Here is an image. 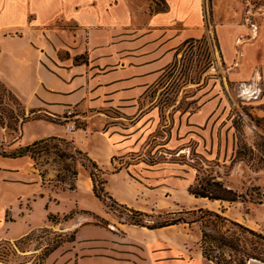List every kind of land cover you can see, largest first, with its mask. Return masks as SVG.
<instances>
[{"label":"crops","instance_id":"0c3cea01","mask_svg":"<svg viewBox=\"0 0 264 264\" xmlns=\"http://www.w3.org/2000/svg\"><path fill=\"white\" fill-rule=\"evenodd\" d=\"M52 1L0 0V81L18 97L27 114L42 115V125L52 123L57 127L46 135L34 136L31 128L40 121L24 123L17 144L26 134L29 137L19 147L44 137L74 140L103 169L112 165L114 157L139 151L135 132L140 129L141 118H151L154 111L152 87L174 63L183 44L208 35L207 20L215 30L229 78L246 83L247 91L259 92L257 113L264 119V13L251 10L242 17V8L238 7L233 22H223L214 8L215 0L211 6L209 3V14L205 12V0H165L169 8L161 13H152L148 0H87L74 6L79 18L52 11ZM59 21L67 27H58ZM230 32L231 39L227 37ZM68 110L74 112L76 123H85L83 128L76 126L73 132L66 129ZM48 176L30 157L0 155V223L13 222L15 207L34 206L31 199L44 197L47 190L59 194L54 193L52 181H46ZM89 178L88 173L87 189L83 188L87 194L93 193ZM55 225L47 218L45 224L35 228ZM122 226L147 233L148 240L126 238L124 242L134 245L122 244L115 250L101 240L99 247L92 249V241L80 240V231L74 241L68 242L69 247L80 264H215L204 258L200 240L193 243L197 249L193 251L188 238L174 244L163 237L169 230L192 229L188 225L158 230ZM30 233L0 235V241L15 242ZM67 247L62 245L55 251L63 252Z\"/></svg>","mask_w":264,"mask_h":264},{"label":"rangeland","instance_id":"374dc122","mask_svg":"<svg viewBox=\"0 0 264 264\" xmlns=\"http://www.w3.org/2000/svg\"><path fill=\"white\" fill-rule=\"evenodd\" d=\"M81 3H87V0H53L50 7L52 11L60 10L67 16L79 17L80 14L73 10L76 4ZM209 3L211 6L212 0ZM238 7L242 8V17L251 10L263 14L264 0L214 2V8L223 22H233L236 17L235 9ZM207 23L210 39L206 38L207 35L180 48L176 66L166 73L164 70L161 75L165 74L161 80L163 85L152 87L154 111L151 118H141L140 129L135 132L138 133L135 145L139 151L123 158L117 156L115 163L105 169L111 173L122 163L129 166L119 173L108 174L106 187L120 204L137 210L143 209L148 214L196 207L220 211L224 207L226 216L264 233V203H258L260 198L264 200V119L257 113V109H260V99H257L259 92L247 91L246 83L229 78L215 30L209 26L208 20ZM57 26L67 27L62 21ZM232 33L227 35L229 39ZM208 103L210 105L202 111ZM9 108L13 109L14 118L7 117L3 123L0 122V153L8 155L29 137L26 134L21 143L17 144L22 119L20 117L19 122H16L15 118L25 114L26 117L30 116L31 121L45 119L42 115L32 117L33 115L27 114L24 105L10 95L8 87L0 82V112ZM41 122L31 128L34 136L46 135L55 131L54 128L57 129L52 123L42 125ZM76 124L79 129L85 123L77 121ZM105 127H102L103 130ZM54 152L52 149L41 154L36 164L45 175L48 173L46 181H52L54 193L59 194L47 190L44 197L31 199L34 206L15 207L12 212L13 222L8 220L0 223V235L7 237H18L31 231V236L20 243L0 242V264H40V259L48 252V248L56 246L62 239L65 241L63 245L67 244L68 247L63 252L60 249L55 251L44 264H80L68 241L66 242L71 236L76 237L80 231V240L92 241V249L99 247L98 242L101 240L108 241L112 250L122 244L134 245L132 241L124 242L126 238L138 242L148 240L147 233L122 226L118 220V212L115 215L93 193L87 194L84 191L88 172L80 167V175L74 180L64 170L65 163ZM129 156L131 157L128 158ZM199 158L206 161V174H214L218 180L247 196L249 202L211 204L191 195L188 187L194 181L196 171L189 164ZM171 159H177L179 163H170ZM155 160L160 163L152 165L151 162ZM61 180L65 182H59ZM74 184L75 189L70 190V186ZM75 206L80 207L74 209ZM98 206H102V209ZM81 207H88L89 210ZM101 210L100 215L98 212ZM52 213L60 214H54L57 220L55 227L35 228L36 225L45 224ZM163 237L174 244L182 238H188L191 249L196 251L193 243L200 240V231L198 226L192 229L180 227L166 231ZM255 262L250 261L249 264L259 263Z\"/></svg>","mask_w":264,"mask_h":264},{"label":"trees","instance_id":"16d2710c","mask_svg":"<svg viewBox=\"0 0 264 264\" xmlns=\"http://www.w3.org/2000/svg\"><path fill=\"white\" fill-rule=\"evenodd\" d=\"M148 1H150L152 13L166 12L169 8L165 0ZM192 40L196 39L187 41L182 45L181 49L186 47ZM179 51L180 49L176 52L174 64L166 68L164 73L173 66H176ZM164 75L165 74H163L155 86L158 87L163 85L161 80ZM165 83L166 81L164 82V85H166ZM2 85L5 84L2 83ZM9 93L17 98L18 102L20 101L10 89ZM34 113L35 112L31 114L33 115L32 117L36 115ZM7 117L14 118L13 109H2V113L0 112V122L3 123ZM20 117L22 119V125L31 121L29 119L30 116L26 117V115L23 114L19 116V118H15L16 122H19L18 119H20ZM46 120L55 122L52 118H46ZM52 149L55 151L54 153L57 158L65 163L64 170L69 172L74 180H77L78 178L79 165L89 173L93 182V193L95 197L106 205V207L115 215L118 212V220L120 224L145 227L150 230H158L175 225H188L191 228L198 226L201 233L199 246L206 260L215 264H249L250 261H257L264 264V233L258 232L255 229L226 216V208L224 207L220 211L211 210L208 207H196L192 209L183 208L178 211L160 212L158 214H148L147 212L139 211L120 204L107 190V176L108 174L119 173L123 168H129L128 164L122 163L119 168L115 167L113 172L108 173V170L101 168L87 152H84L76 144L74 140L56 136L47 137L30 145L21 146L10 155L4 153H0V155L10 158L30 157L37 161L41 154L48 153ZM117 159V157L112 159V165ZM169 162L173 164L179 163L177 159H171ZM158 163H160L158 160L151 162L152 165ZM205 163L206 161H204V159L202 160L199 158L189 164L190 167L196 171L195 179L188 187V192L191 195L197 199H207L210 202H249L247 196L239 193V191L234 190L232 187L227 186L223 181L218 180L214 174H206L204 172ZM59 182L64 183L65 180ZM73 189H75V184L70 186V190ZM258 203L262 204L264 203V200L260 198ZM49 220L57 223L56 216L54 215H50ZM30 236L31 234H28L15 242L20 243L21 241L28 239ZM75 238V236H71L66 242H72ZM0 242H6V244H8L11 241L3 240ZM63 243H65V241L62 239V241L56 246L48 248V252L40 259V264H44L45 260L56 249L62 246ZM1 245L2 244H0V246Z\"/></svg>","mask_w":264,"mask_h":264},{"label":"built area","instance_id":"2783aa9c","mask_svg":"<svg viewBox=\"0 0 264 264\" xmlns=\"http://www.w3.org/2000/svg\"><path fill=\"white\" fill-rule=\"evenodd\" d=\"M205 12L206 14H209L210 12V8H209V0H205ZM208 17V15L206 16ZM210 39V35L208 33V36H207V39ZM208 39V40H209ZM66 119H65V122H66V129L69 131V132H73L76 130V122L74 121L73 117H74V112L72 110H68V112L66 113Z\"/></svg>","mask_w":264,"mask_h":264},{"label":"bare ground","instance_id":"6f19581e","mask_svg":"<svg viewBox=\"0 0 264 264\" xmlns=\"http://www.w3.org/2000/svg\"><path fill=\"white\" fill-rule=\"evenodd\" d=\"M92 181H91V179L89 178V186L92 188ZM197 199V198H196ZM201 200H206V202H208V203H211V204H215V203H212V202H210V201H208L207 199H201Z\"/></svg>","mask_w":264,"mask_h":264}]
</instances>
